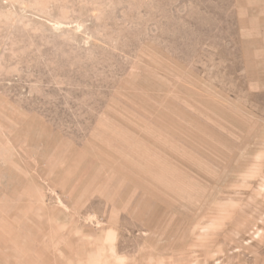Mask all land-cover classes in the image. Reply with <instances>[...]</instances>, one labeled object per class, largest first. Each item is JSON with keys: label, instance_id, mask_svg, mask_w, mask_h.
Instances as JSON below:
<instances>
[{"label": "rangeland", "instance_id": "374dc122", "mask_svg": "<svg viewBox=\"0 0 264 264\" xmlns=\"http://www.w3.org/2000/svg\"><path fill=\"white\" fill-rule=\"evenodd\" d=\"M0 264H264V0H0Z\"/></svg>", "mask_w": 264, "mask_h": 264}]
</instances>
